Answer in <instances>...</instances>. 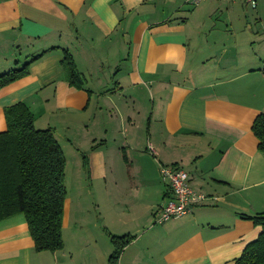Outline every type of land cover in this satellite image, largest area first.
Instances as JSON below:
<instances>
[{
    "label": "crops",
    "instance_id": "1",
    "mask_svg": "<svg viewBox=\"0 0 264 264\" xmlns=\"http://www.w3.org/2000/svg\"><path fill=\"white\" fill-rule=\"evenodd\" d=\"M189 1L0 0V74L42 55L0 90V133L26 104L88 178L76 206L67 192L62 250L37 252L19 214L0 221V264H110L111 235L133 237L118 264H234L258 238L242 215L264 213V21L244 0ZM162 165L209 200L157 224Z\"/></svg>",
    "mask_w": 264,
    "mask_h": 264
},
{
    "label": "trees",
    "instance_id": "2",
    "mask_svg": "<svg viewBox=\"0 0 264 264\" xmlns=\"http://www.w3.org/2000/svg\"><path fill=\"white\" fill-rule=\"evenodd\" d=\"M39 57L1 73L0 90L27 76ZM63 64L70 83L80 88L83 81L69 53ZM5 120L6 130L0 133V221L21 214L37 252L60 251L64 247L62 228L67 200L65 154L51 129L35 128V117L26 104L6 108ZM252 131L264 155V112L253 122ZM242 218L260 227L261 233L246 245L234 264H264V213ZM132 239L127 235L110 236V264H118Z\"/></svg>",
    "mask_w": 264,
    "mask_h": 264
},
{
    "label": "built area",
    "instance_id": "3",
    "mask_svg": "<svg viewBox=\"0 0 264 264\" xmlns=\"http://www.w3.org/2000/svg\"><path fill=\"white\" fill-rule=\"evenodd\" d=\"M203 1L205 0H190L189 3L190 5H198ZM244 3L253 9L257 7V0H244ZM149 151L150 153L154 152L151 147ZM160 177L166 184L170 197L161 206L155 217L157 224H164L170 220L184 217L191 212L193 207L203 205L209 200V197L193 190L188 174L180 167L162 165L160 167Z\"/></svg>",
    "mask_w": 264,
    "mask_h": 264
},
{
    "label": "rangeland",
    "instance_id": "4",
    "mask_svg": "<svg viewBox=\"0 0 264 264\" xmlns=\"http://www.w3.org/2000/svg\"><path fill=\"white\" fill-rule=\"evenodd\" d=\"M248 17L250 19V22H254L257 19V12L261 11V18L264 21V6L261 8L260 3L258 2V5L256 7V9H253L252 7L248 6ZM243 20V19H242ZM242 23V21L240 22ZM259 47L262 51V58L264 61V40L261 41V44H259ZM65 149V147H64ZM68 150V149H66ZM70 151H67L66 153V157L67 160H69L70 162L68 163V168L66 170V187H67V192H68V198L71 201V205L72 206H76V204L78 203V197L80 196L79 193V182H83L85 185L88 182V178H86V180L84 181L85 177H83L82 179H79L78 176V172H77V164L75 161V156L72 155V153H69ZM84 175V173H83ZM90 183H88L89 185ZM97 196H100V194L98 193ZM103 238L105 239V236L102 234ZM109 244V242H108ZM103 261H106V257H103Z\"/></svg>",
    "mask_w": 264,
    "mask_h": 264
}]
</instances>
